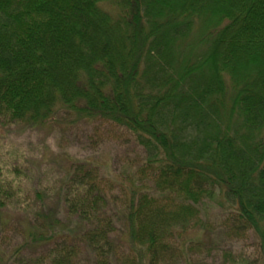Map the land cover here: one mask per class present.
<instances>
[{
  "label": "trees",
  "instance_id": "obj_1",
  "mask_svg": "<svg viewBox=\"0 0 264 264\" xmlns=\"http://www.w3.org/2000/svg\"><path fill=\"white\" fill-rule=\"evenodd\" d=\"M60 113L131 132L152 185L109 194L94 161L72 162L37 193L47 259L20 264H207L191 231L219 198L259 240L232 263L264 264V0H0V122ZM13 189L0 168V226Z\"/></svg>",
  "mask_w": 264,
  "mask_h": 264
},
{
  "label": "rangeland",
  "instance_id": "obj_2",
  "mask_svg": "<svg viewBox=\"0 0 264 264\" xmlns=\"http://www.w3.org/2000/svg\"><path fill=\"white\" fill-rule=\"evenodd\" d=\"M145 157V150L131 132L108 121L74 122L71 116L60 113L44 127L0 122V168L14 188L2 213L0 264H20L38 256L47 259L49 246L31 244L29 231L38 220L41 201L37 193L58 192L72 162L94 161L109 194L121 195L138 179L152 185L147 174H138ZM201 216L204 226L191 231L197 243L202 242L189 253L193 261L233 264L234 259L253 261L259 257L255 232L221 198L207 201ZM79 257V264H94L89 250Z\"/></svg>",
  "mask_w": 264,
  "mask_h": 264
}]
</instances>
